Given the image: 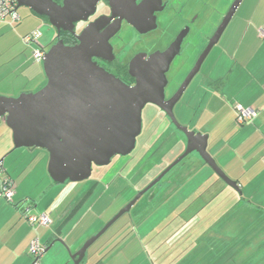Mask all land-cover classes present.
<instances>
[{
    "label": "crops",
    "instance_id": "0c3cea01",
    "mask_svg": "<svg viewBox=\"0 0 264 264\" xmlns=\"http://www.w3.org/2000/svg\"><path fill=\"white\" fill-rule=\"evenodd\" d=\"M259 28L264 29V0H242L219 42L210 50L216 48V53L193 94L178 106L181 123L207 135V151L227 177L237 182L240 193L193 153L188 162L182 163L176 181L170 180L167 184L163 201L172 208L163 211L154 208L133 222L134 226L136 223L137 227L145 228L148 245L154 253L150 259L152 264H264V36L259 34ZM236 105L256 109L258 114L252 122L239 125L235 122ZM9 131L0 119V161L3 158L4 172L15 185L10 201L0 196V264H30L28 245L33 237H38L45 247L53 242L39 264H73L70 255L103 223L95 229L90 223L85 224L88 214L85 207L94 189L107 182H96L81 194L63 195L61 203L65 205L60 209V183L50 178L47 164L45 170L42 154L38 161L26 165L29 171L22 179L6 166L15 164L20 154L13 156L15 149ZM33 191L37 194L31 199ZM47 195L50 205L43 208L41 201ZM26 208L34 215L46 212L51 225H30L22 214ZM139 211L131 213L130 218L134 220ZM153 216H158V221L147 231V220ZM96 217L98 221L102 215ZM73 222L78 223L75 228L80 226V231L69 242L72 232L67 230ZM162 222L161 241L167 248L178 247V250L156 257V248L162 243L157 241L153 230ZM199 225L205 227H196ZM167 227L170 231L165 232ZM178 229L183 232L180 237L170 239ZM93 246L87 249L79 264H108L101 255V244ZM90 249L91 254L86 258Z\"/></svg>",
    "mask_w": 264,
    "mask_h": 264
},
{
    "label": "water",
    "instance_id": "95a60500",
    "mask_svg": "<svg viewBox=\"0 0 264 264\" xmlns=\"http://www.w3.org/2000/svg\"><path fill=\"white\" fill-rule=\"evenodd\" d=\"M96 1L90 0L92 5ZM241 1H232L176 95L168 101L164 100L163 93L166 72L179 52L181 38L164 51H155L147 58L135 56L130 61L129 70L136 83L129 86L92 60L108 46V38L94 32L95 23L77 35L76 44L66 45L58 39L45 50L42 68L46 81L42 87L34 92L20 93L17 97L0 96V119L11 131L13 148L46 150L47 172L54 182L60 184L86 180L91 175L92 164L108 165L113 156L130 154L140 134L141 111L147 103L157 106L168 103L172 123L186 138L183 152L70 255L73 264H79L87 249L119 217L129 212L142 194L188 155L196 153L216 175L240 193L237 182L227 177L207 151V135L180 124L172 109L219 41ZM16 3V10L27 7L36 15L45 16L57 30L61 26L64 30H72L73 22L81 20L69 2L63 7L52 0H16Z\"/></svg>",
    "mask_w": 264,
    "mask_h": 264
},
{
    "label": "rangeland",
    "instance_id": "374dc122",
    "mask_svg": "<svg viewBox=\"0 0 264 264\" xmlns=\"http://www.w3.org/2000/svg\"><path fill=\"white\" fill-rule=\"evenodd\" d=\"M232 1L233 0H220V11L217 16L218 19L212 20V27L210 28V30H208V32H206L207 35H209L213 31V29L218 26ZM17 14L19 15V20L15 23H11L10 18H5V21L0 20V92H4V94L0 93V96L4 97H17L20 93L23 92H34L44 85L46 79L42 68V60L35 61L32 57V51L34 47H42L44 48V50H47L53 43L56 35L54 27L50 25L47 20H43L42 18L34 15L29 8L24 6L19 7L17 8ZM1 21L4 22L2 23ZM32 29H35V39L37 42V44L33 45V47L25 45L21 40L22 35L25 32H30V30ZM206 38V35L195 37L193 41L188 45L187 50H185V52H183L181 56L177 57V59L174 60L171 70L173 69L174 64H177L176 67H178L179 71L175 75H171L169 72V87H174L177 81H181L190 71L206 46ZM215 53L216 48H214L212 52H210L205 58L199 72L196 74V76L193 78V80L183 93L181 97V104L188 101L190 95L193 94L195 86L200 82L202 74H204L205 70L208 69V66L210 65ZM42 79L45 80L43 81V83ZM12 84L14 85L15 90L12 88ZM177 120L181 122V118ZM183 125L192 130L191 125ZM173 132L174 133L171 134L168 142H166V144L162 147V151L155 152L153 156H146L143 159L141 158V161L139 162L140 166H138L140 167V171L138 173L139 179L133 178L131 176H118L111 181L109 178H106L104 181H106L107 183L100 184L99 186H97V188L94 189L92 198L91 200H89L85 207V211H88V214L85 216L84 220L85 224L90 223L91 227H93L92 229H95L103 222L97 229V231L100 230L123 206H125L136 195V191L140 187L147 184L151 180V178L161 170L163 166L171 163L184 150L186 144L185 136L183 135V133H180L176 130H174ZM141 137L142 135L137 138V146L131 153L132 155H134L135 159H138L139 157H141V154H143V148H140L139 146V140L141 139ZM30 151H33V153L37 154L35 156H33L34 154H27L25 156V153H30ZM164 152H166V154L162 157ZM17 153L20 154H18V157L15 159V164H12V166H6L9 168L11 167L10 172H15L16 176L20 179L25 177L27 172L29 171V169H26V165L31 161H38L40 159L39 154H42L43 156V165L46 170V164L48 161V153L46 150L36 147H20L15 149L13 156L17 155ZM21 153H24V155H21ZM191 155L181 163H179L176 167L171 169L165 179H169V181H176L177 177H179V174H176L178 173V171L180 172L181 166L184 165L182 163L188 162L192 157ZM195 155L197 154L194 153V156ZM159 156L162 158H158ZM10 158H8V160ZM150 159L151 161H155V164H153L152 166L149 165ZM34 172L38 173L39 170H35ZM94 184L95 182L93 181V175L88 179L80 182L67 181V183L59 184L58 194L60 203L64 199L63 195L71 196L73 194L76 195L84 193L86 192L87 188H89L90 190ZM165 185H167V182H164L161 186H159V191L161 192L158 193L155 197L151 198V200L149 197V193L141 196V198L136 201L129 212L124 213L121 217H119L104 232V234H102L96 240V242L92 244L94 246H96L97 244H101V255L104 258L105 262H107L108 264H111L112 262L113 264H152V261H150V259L151 257H154V253L153 248L148 245L149 241L147 240L148 237H146V233L144 232L145 228L142 226L137 227L136 223L134 226L133 222L136 221L137 218L142 217V215L144 216L145 214H148L154 208H157V211H163L168 210L171 207L170 203L167 204L163 201L164 195H166L168 192L166 191L168 186L165 187ZM61 192H63L64 194ZM36 194V191H33L31 199H34ZM47 198L48 195L41 201V205H43V208H48V206L50 205L49 202H47ZM59 201H56V203L58 202L56 205H59ZM64 205V202H62L59 206L60 209H62ZM139 209L141 210L139 211V215L133 218L134 220H132V216L130 218L131 213L133 214L136 212V210ZM142 212L143 214H141ZM99 214L102 215V218L96 221V216ZM158 218V216L148 218L149 220H147V224L145 226L146 228L149 227L147 228V231L152 229V224L158 221ZM177 219L178 218H176L175 220ZM75 222H73L67 230L70 233L72 232L70 237H68L69 242H71V239H74V237H76L80 231V226H77L75 228V226L78 224H75ZM163 224L164 223L162 222L159 227L156 226L155 230H153L154 236L159 242L163 239ZM188 225L192 224L189 222ZM132 226H134V230L132 229ZM196 227L204 228L205 226L202 227L201 225H199ZM167 231H170L168 227L166 228L165 232ZM182 233L183 232L178 229L176 234L171 235L170 239H178V237H180ZM194 233L198 234L200 232ZM140 235L143 237H141ZM140 239L142 242L140 241ZM174 241L178 242V240ZM161 243L162 246L156 248V257L164 255L166 251H171L172 254L174 251L178 250V247L167 248V246L164 245V241H161ZM90 251L91 249L86 254V258L91 254ZM31 262L32 258L30 260V264Z\"/></svg>",
    "mask_w": 264,
    "mask_h": 264
},
{
    "label": "flooded vegetation",
    "instance_id": "af4514ba",
    "mask_svg": "<svg viewBox=\"0 0 264 264\" xmlns=\"http://www.w3.org/2000/svg\"><path fill=\"white\" fill-rule=\"evenodd\" d=\"M52 1L59 7H63L65 2H69L77 11L75 13H79V17H81V20L73 22L72 30H64L62 26L57 30L54 27L56 35L53 43L60 39L66 45L76 44L78 42L77 35L86 26L95 23L93 25L94 32L107 37L108 46L106 50L94 55L92 60L99 67L129 86H133L136 83V78L130 74L129 70L130 61L135 56L141 55L147 58L155 51H164L177 38H181L179 52L173 58L166 72L167 83L163 91L165 101L176 95L188 74L181 81H177L174 87H169V72L171 75H175L179 71L178 67H176L177 64H174L171 70L174 60L187 50L188 45L195 37L206 35L208 43V39L212 36L216 27L209 35L206 32L212 27V20L218 19L217 16L220 11V0H97L94 5L91 4L90 0ZM38 17L43 20L47 19L45 16L38 15ZM181 97L172 109L176 119H179L178 106L181 103ZM170 114L168 103H164L163 106L147 103L141 111V131L137 136L138 138L142 135L139 140V146L143 148L141 157L135 159L134 155L131 154L137 146L138 139L136 138L135 148L130 154L125 156L115 155L111 158L108 165L97 166L92 164L90 177L93 175V181L96 183L104 181L106 178L112 181L118 176H131L139 179L140 167L138 166H140L141 158L150 157L155 152L162 151V147L168 142L174 130L182 133L172 123ZM179 123L182 124L181 122ZM165 154L166 152L163 155L161 154L162 157ZM160 156L158 158L161 159L162 157ZM189 156L183 158L179 163ZM152 161L150 159L149 165L151 166L155 164V161ZM168 164L163 166L147 184L140 187L136 192L147 186ZM170 171L142 196L149 193L151 200V198L160 193L159 186L164 182L169 183V179L165 178Z\"/></svg>",
    "mask_w": 264,
    "mask_h": 264
},
{
    "label": "built area",
    "instance_id": "2783aa9c",
    "mask_svg": "<svg viewBox=\"0 0 264 264\" xmlns=\"http://www.w3.org/2000/svg\"><path fill=\"white\" fill-rule=\"evenodd\" d=\"M16 4V0H0V20L10 18L11 23L17 22L19 20V15L17 14ZM258 32L261 36H264L263 28H259ZM21 40L27 46L35 44V31L25 34ZM44 52V48L34 47L32 51L33 59L35 61L42 60ZM257 114L258 110L256 109L245 108L241 105L235 106V122L239 125L252 122ZM262 160L264 162V153L262 155ZM4 171L5 170L3 169L2 163L0 161V196L10 201L14 193L15 185L11 177ZM22 214L32 226L48 227L52 223L50 216L46 212H41L34 215L30 214L29 209L26 208L23 210ZM45 249V245H43L38 240V237H33L30 240L28 245V253L32 258L31 264H38V261L43 256Z\"/></svg>",
    "mask_w": 264,
    "mask_h": 264
},
{
    "label": "trees",
    "instance_id": "16d2710c",
    "mask_svg": "<svg viewBox=\"0 0 264 264\" xmlns=\"http://www.w3.org/2000/svg\"><path fill=\"white\" fill-rule=\"evenodd\" d=\"M34 15H36L35 13H33ZM36 16H38V15H36ZM44 20H47V19H44ZM67 43H70V42H67Z\"/></svg>",
    "mask_w": 264,
    "mask_h": 264
}]
</instances>
